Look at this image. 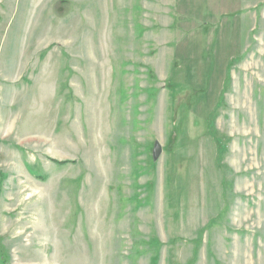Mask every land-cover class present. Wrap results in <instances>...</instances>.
<instances>
[{"label":"rangeland","instance_id":"obj_1","mask_svg":"<svg viewBox=\"0 0 264 264\" xmlns=\"http://www.w3.org/2000/svg\"><path fill=\"white\" fill-rule=\"evenodd\" d=\"M0 264H264V0H0Z\"/></svg>","mask_w":264,"mask_h":264},{"label":"water","instance_id":"obj_2","mask_svg":"<svg viewBox=\"0 0 264 264\" xmlns=\"http://www.w3.org/2000/svg\"><path fill=\"white\" fill-rule=\"evenodd\" d=\"M161 154V147L156 144L152 150L153 160H157Z\"/></svg>","mask_w":264,"mask_h":264},{"label":"trees","instance_id":"obj_3","mask_svg":"<svg viewBox=\"0 0 264 264\" xmlns=\"http://www.w3.org/2000/svg\"><path fill=\"white\" fill-rule=\"evenodd\" d=\"M52 162H54L56 164H59V165H63V164H66L67 163V162H57V161H52Z\"/></svg>","mask_w":264,"mask_h":264}]
</instances>
